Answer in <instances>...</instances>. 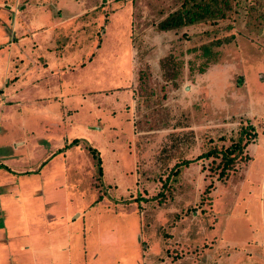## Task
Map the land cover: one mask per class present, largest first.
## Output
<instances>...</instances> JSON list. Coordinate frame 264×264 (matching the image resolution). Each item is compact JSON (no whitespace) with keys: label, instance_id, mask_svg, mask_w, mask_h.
I'll return each instance as SVG.
<instances>
[{"label":"rangeland","instance_id":"obj_1","mask_svg":"<svg viewBox=\"0 0 264 264\" xmlns=\"http://www.w3.org/2000/svg\"><path fill=\"white\" fill-rule=\"evenodd\" d=\"M184 1L3 0V27L11 18L23 23L25 8L47 9L44 22L52 24L91 10L56 26L59 38L74 32L93 43L75 47L93 59L84 83L117 71L125 78L118 102L111 99L109 126L71 128L58 119L59 134L52 126L48 138L34 117L39 111L31 110L27 127L20 107L39 97H9L0 83V264H264V29L247 31L249 0L225 20L158 29ZM234 22L235 30L223 27ZM79 24L87 31L77 38ZM231 33L233 40L210 52L199 47ZM169 54L178 64L175 80L162 67ZM23 66L33 67L16 61L14 76ZM248 124L258 135L222 177L221 157L211 156L169 180L173 164L230 146ZM27 135L40 147L24 144ZM60 146L41 167L42 156ZM90 146L99 150L102 173ZM61 159L71 170L65 175Z\"/></svg>","mask_w":264,"mask_h":264},{"label":"crops","instance_id":"obj_2","mask_svg":"<svg viewBox=\"0 0 264 264\" xmlns=\"http://www.w3.org/2000/svg\"><path fill=\"white\" fill-rule=\"evenodd\" d=\"M2 3L3 0L0 1V7ZM42 10H39L37 7L31 9L25 8L27 14L22 16L24 22H20L19 26L12 23V18L8 24L5 22L7 24L5 27L0 25V46L5 45L6 47L5 56H2L4 54L0 53V83L5 80L3 86H5L6 94L12 97L13 92H16L24 95L27 93L31 96L36 94L39 97V101L35 98L36 101L34 103L23 102L20 104V107L26 112L23 118L27 123V127H32L29 125V120L33 119V115L32 117L29 116L31 110L37 109L39 111L37 113L38 116L35 115L34 117H36L37 121L40 120L42 124L40 127H44L43 133L46 138L50 137L48 133L51 131L48 128L52 126L54 128L53 132L58 133L57 128L60 126L58 119L65 120L68 124L66 126H71V128L97 126L101 129L109 126L108 119L110 118L106 114L112 111L110 110L111 105H113L110 103L111 99L113 102L118 100L116 93H118L121 87L118 80L125 78V72L117 71L109 73L102 79L98 78L95 82L84 83L81 80L83 79V75L92 71L88 65H90L93 59L87 57L84 60V56L77 55L75 47L87 46L88 48L89 46V48H92L93 43L77 41L74 35L72 36L74 32L66 33L65 36H69V38L62 39L59 38V34L56 31V26H62L67 19L69 21L78 19L79 15H85L91 10L83 12L85 11L84 8H78L66 20L59 19V22H54L53 24L49 21L44 22L45 16L49 12L45 8H42ZM3 13L0 10V17ZM83 21L81 20L80 23ZM78 26L79 28L75 30L77 38L82 31H87V26L84 27L81 24ZM5 29L7 32L4 34L3 31ZM16 31L22 33L19 39L16 38ZM19 45L22 46L20 47L21 49H18ZM61 47L67 48L62 49ZM68 48H71L72 51ZM115 55L118 57L116 51L113 56ZM27 60L32 62L33 67L28 69L23 66L21 71L14 76L15 62H25ZM3 65L4 70L2 69ZM93 65L98 68L96 61L93 62ZM111 90L112 92H110ZM50 101L61 103V107L56 108V106L49 103ZM59 110H61L60 114L58 113ZM62 111H65V113ZM11 119L13 121L19 120V115L11 116ZM98 133L101 135L100 138H102L101 143H105L103 140L105 135L100 133V131ZM28 137L27 135L26 139H24V144L32 141L33 149L40 147L39 143H36L33 138ZM15 143L17 144L18 142L16 141ZM61 149V146L53 148L48 151V155H43L41 167L56 156V150L61 152ZM58 167L63 175L71 171L63 164V159L60 160ZM31 168L27 172L33 170V167ZM48 180L53 181L54 179L50 178Z\"/></svg>","mask_w":264,"mask_h":264},{"label":"trees","instance_id":"obj_3","mask_svg":"<svg viewBox=\"0 0 264 264\" xmlns=\"http://www.w3.org/2000/svg\"><path fill=\"white\" fill-rule=\"evenodd\" d=\"M238 6L239 0H185L180 8L174 10L164 19L159 21L157 28L160 30H175L186 26H195L206 22L225 20L230 18L234 13H238ZM246 9L247 18L245 26L247 31L249 30V32L260 33L261 30L264 29V0H249ZM235 23L236 22H234V25L226 23L223 27L225 29L231 30L232 28L234 29ZM233 38L234 33H231L229 36H226V38L216 37L210 39L208 42L201 44L199 47L204 48L205 53H207V50H211L213 47L220 46L222 43H228L229 41L233 40ZM210 55V58H213L215 57L216 52H212ZM176 63L177 62L170 54L162 60L163 69L165 68L166 70L167 67L169 68V71L165 74L167 78L175 80L174 78L178 72V64L176 65ZM257 135L258 133L253 124H248L242 127L230 146L221 149L213 148L199 154L196 157L185 158L173 164L169 170V180L172 177H175L183 167H186L199 159L211 156L221 157V161L218 163L217 167L220 165L223 168L219 175L222 177L226 169L231 166V164H234V162L243 155L247 145ZM78 140V138H75L72 142H77ZM90 148L97 158L98 171L99 173H102V164L99 150L93 146H90ZM159 195H163V193ZM155 197L156 196H154V198ZM152 198L153 197H151V199Z\"/></svg>","mask_w":264,"mask_h":264}]
</instances>
